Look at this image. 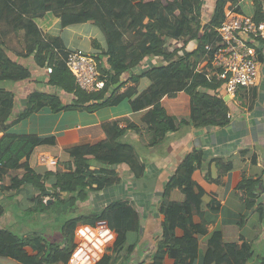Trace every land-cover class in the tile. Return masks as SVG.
<instances>
[{
	"label": "trees",
	"instance_id": "trees-1",
	"mask_svg": "<svg viewBox=\"0 0 264 264\" xmlns=\"http://www.w3.org/2000/svg\"><path fill=\"white\" fill-rule=\"evenodd\" d=\"M205 0H0V192L31 183L40 189L37 202L43 207L46 203L45 182L53 176L54 187L61 190L51 192L55 200H60L66 192L70 199L84 200L87 192L96 191L105 185L117 182L118 176L110 166L124 163L135 177H141L145 164L136 155L132 145L121 139L122 128L117 124L102 122L106 138L89 137L78 129H68L62 135L20 134L8 131V127L47 106L53 112L61 110L95 111L108 105H117L128 99L132 110L149 108L145 113L147 128L153 129L156 140L165 136L166 131L175 128V122L161 106L164 95L173 96L177 90H185L190 96V119L181 122L197 125H221L226 121L224 98L215 95L221 80H216L211 60L216 48L221 44L216 26L223 18L226 9H238L239 0H214L208 17L203 19ZM260 1V0H259ZM46 14L57 16L61 24L89 21L103 34V47L100 53L80 48L64 49L61 39L43 32L36 19ZM253 18V17H252ZM261 8L254 20H260ZM21 33L24 46L16 51L17 56L32 55L34 62L41 67L52 64L48 82L72 92L74 98L63 103L55 92L33 90L27 95L23 110L14 112V93L5 82L26 79L31 72L28 66L14 60L6 52L7 38ZM45 35H47L45 37ZM208 45L209 48H205ZM80 49L95 56L101 75H106L102 89L87 92L78 87L74 76L67 69L64 58L69 51ZM106 56V64L103 56ZM149 60L147 68L139 74L134 69ZM202 63V65H200ZM127 72L125 85L120 76ZM148 81V87L138 91L139 80ZM216 88V89H215ZM214 89L215 93L208 92ZM60 144L73 158L64 162L63 168L54 172L38 173L29 164V157L38 145ZM202 153L189 152L177 166L165 186L164 196L169 189L178 188L184 195L181 201L167 198L161 204L160 212L166 217L161 224L160 236L152 249L151 264H194L198 251V235L207 233L203 210L201 209L203 189L195 182L192 173L199 166ZM101 164V165H100ZM19 172L21 173L18 176ZM106 174V176H104ZM9 175L10 183L2 184ZM258 178L243 179L238 188L247 197H256ZM42 192V193H41ZM50 196V195H49ZM250 199V200H251ZM52 201V202H54ZM126 205L124 201L110 202L94 217H84L79 222L74 217L66 219L71 231L67 233L73 241V229L78 223H90L106 219L115 230L116 238L108 246L103 258L95 264L127 263L136 240L130 242L128 234L139 230V213L128 206L122 227H114L110 212ZM209 207H216L212 201ZM257 209L263 213L264 206ZM4 206L0 201V216ZM36 250L34 257L40 264H66L69 252L65 247L50 246L42 234L31 231L25 235L5 227H0V257H15L22 248ZM248 248L241 238L238 242L226 243L219 231L212 232L205 240L204 264H245L242 250ZM114 255V258L112 257ZM259 264H264V258Z\"/></svg>",
	"mask_w": 264,
	"mask_h": 264
},
{
	"label": "crops",
	"instance_id": "crops-1",
	"mask_svg": "<svg viewBox=\"0 0 264 264\" xmlns=\"http://www.w3.org/2000/svg\"><path fill=\"white\" fill-rule=\"evenodd\" d=\"M209 1H212L210 2L212 9L214 0H206V3ZM237 5L241 12L253 18H256L261 8L264 16V0H239ZM36 23L43 32L64 41L65 50L80 48L97 53L102 51L103 34L89 21L63 25L59 17L46 14L36 19ZM17 34V36L10 35L9 37L13 36L10 39L7 38L6 52L14 60L28 66L31 74L28 78L8 86L14 93L13 113L25 108L27 95L33 90L55 92L63 103L70 102L74 94L50 84L45 68L38 66L32 55L27 58L16 55V51L24 46L21 33L18 31ZM16 39L19 48L13 45ZM260 43L259 72L254 85L238 87L234 96L226 94L223 82L216 87L217 89L215 88L216 93L214 89H208V92H214L218 97L224 98L227 107L224 124L195 126L187 122L182 123V120L190 119V96L185 90H177L173 96L164 95L160 99L166 114L175 122V128L166 131L165 136L160 140H156L153 129L147 128L144 117L149 108L134 111L127 98L117 105H108L95 111L70 109L53 112L49 107L44 106L27 119L30 122L26 126L27 131L16 130L21 120L8 127V131L59 136L68 129L76 128L89 137L106 138L105 132L98 126L100 123L108 121L117 124L119 128L125 126L120 130V137L132 145L136 155L145 164L143 175L135 177L124 163L112 165L110 168L115 170V175L119 178L117 182L91 191L84 200L75 201L76 209L94 207L101 210L110 202L124 201L126 205H122L119 209H127L130 206L138 211L139 230L137 233L128 234V240L130 242L136 240V243L126 264H151L152 249L160 236L161 224L166 218L160 212L161 204L165 198L171 201H181L184 198L178 188L169 189L164 196L165 186L189 152L201 151L202 160L194 169L192 177L204 191L201 209L207 233L198 235L199 244L194 264H204L205 240L214 231H219L222 240L226 243L238 242L242 238L248 245V248L242 250L245 264H259L264 258V210L260 213L257 209L259 203L264 206V38H260ZM106 58L104 55V65ZM148 63L149 60L146 59L142 65L134 69V72L139 74L145 71ZM127 76V72L120 76V81H125L124 86L132 83L131 80H125ZM145 87H148V81L141 78L138 91ZM33 117L36 119L37 128L30 131ZM2 133L0 127V134ZM38 151L55 155L58 158V166L50 168L38 164L36 161ZM28 161L31 168L38 173L62 169L64 162H70L71 168H74L73 158L62 149L60 144L36 146ZM20 175L19 172L18 176ZM245 178L259 179L258 189L255 191L256 197L250 198L251 200L242 189L238 188V184ZM54 181L56 179L54 180L52 176L45 182V193L47 192L48 195L45 200L48 204L54 201L51 192L62 188L60 185L54 187ZM9 183V175L4 176L2 184ZM39 192L40 189L31 183L0 192V201L4 206V213L0 216V227L5 226L14 231L13 224L16 222L17 212L12 210V206L24 201L28 209L38 207ZM64 199H70V196L65 197L64 193L60 200ZM212 201L217 203L216 207L208 206ZM43 214L39 213L37 217L43 218ZM68 231H71V228L67 227L63 232ZM25 234L27 232L23 233ZM36 252L30 247H24L15 257H0V264H40L34 257ZM115 264H124V262L117 261Z\"/></svg>",
	"mask_w": 264,
	"mask_h": 264
},
{
	"label": "built area",
	"instance_id": "built-area-1",
	"mask_svg": "<svg viewBox=\"0 0 264 264\" xmlns=\"http://www.w3.org/2000/svg\"><path fill=\"white\" fill-rule=\"evenodd\" d=\"M222 15L220 24L216 26L221 44L216 48L211 63L215 78L223 81L226 94L234 96L238 87L252 86L257 81L258 50L260 38H264V20H254L252 16L233 9L224 10ZM205 48L209 46L205 45ZM29 56L26 54L23 57ZM64 63L79 88L87 92L103 88L107 76L100 74L94 55L80 49L72 50L66 54ZM44 68L49 74L53 66L46 64ZM120 128L124 129L125 126ZM36 161L50 168L58 166V158L44 151L36 152ZM73 235L74 244L66 264H95L103 258L108 246L116 238L115 230L106 219L78 223Z\"/></svg>",
	"mask_w": 264,
	"mask_h": 264
},
{
	"label": "rangeland",
	"instance_id": "rangeland-1",
	"mask_svg": "<svg viewBox=\"0 0 264 264\" xmlns=\"http://www.w3.org/2000/svg\"><path fill=\"white\" fill-rule=\"evenodd\" d=\"M210 2L212 3V1L206 3L205 0V5L203 7L204 11L202 14L204 20L208 17L209 12L211 10L212 5ZM16 41L13 45L15 48H19L18 39H16ZM11 84V82L2 83V85L5 86H9ZM31 115L26 118H23L19 126L16 127V130L27 131L26 126L30 124L27 119L30 118ZM35 120V117L31 119L30 131H34L37 128V123L35 122ZM88 195L89 193L87 192L86 198L88 197ZM69 196H71V193L66 192L65 197ZM76 201L72 202L71 199L56 200L46 207H43L40 203V205L38 207L36 206L34 209H28L26 207V202L24 201L15 203L12 206V210L17 212L16 222L13 224L14 231L18 234H23L24 232L30 233V231L40 233L45 238V241L50 244V246L58 245L60 247H65L66 250L69 252L73 246V241L68 237L67 233L63 232L64 229L68 227L66 219L74 217L79 222H81L84 217L92 218L94 217L95 213L101 212L99 208L94 207L76 209ZM124 210L127 212L126 208H124ZM39 213H44V217L38 218L37 215ZM110 219L114 227H122L125 221V214L119 211L118 208L110 212ZM112 257L114 258V255Z\"/></svg>",
	"mask_w": 264,
	"mask_h": 264
}]
</instances>
